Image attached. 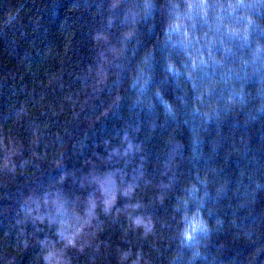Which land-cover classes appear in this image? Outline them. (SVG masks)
<instances>
[{"label": "clouds", "instance_id": "9594fccd", "mask_svg": "<svg viewBox=\"0 0 264 264\" xmlns=\"http://www.w3.org/2000/svg\"><path fill=\"white\" fill-rule=\"evenodd\" d=\"M0 13V264H264V0Z\"/></svg>", "mask_w": 264, "mask_h": 264}, {"label": "trees", "instance_id": "16d2710c", "mask_svg": "<svg viewBox=\"0 0 264 264\" xmlns=\"http://www.w3.org/2000/svg\"><path fill=\"white\" fill-rule=\"evenodd\" d=\"M13 3H15V0H12ZM71 11V10H69ZM2 14V13H0ZM25 14L29 15L31 14V9H25ZM25 27H27V23L25 24ZM29 35H32L31 31L28 33ZM52 36L57 38L55 43V47L53 49V55L50 58H46V62H39L32 64L30 67H21L20 65H17L13 60L9 59L7 56H4L3 53H0V56H3V65L11 70L16 71L17 73V83L20 81H27V87L33 88L35 87V79L36 78H44L50 71H59V66L61 63L67 64L68 61H71L72 59H76L78 57H73L69 55L68 60H62V57H64L65 51L71 52V48L68 47V45H72V37L71 33L64 34V33H57L53 32ZM39 43H43L42 41ZM27 47V45H24ZM57 53L59 55H57ZM30 73H34L35 75L32 76ZM3 79L8 80L7 75L3 77ZM41 83L47 84V81L45 79L40 80ZM8 83L11 85L12 81H8ZM39 91V89H37ZM6 100L10 99L9 97H5ZM52 99H55L54 97ZM5 111H7V108H5ZM61 119H67L71 120L72 116L70 112H65L64 116L61 117ZM75 163V161H74Z\"/></svg>", "mask_w": 264, "mask_h": 264}]
</instances>
